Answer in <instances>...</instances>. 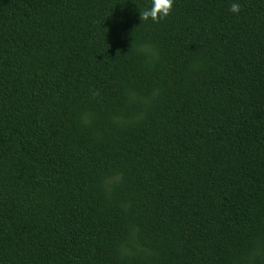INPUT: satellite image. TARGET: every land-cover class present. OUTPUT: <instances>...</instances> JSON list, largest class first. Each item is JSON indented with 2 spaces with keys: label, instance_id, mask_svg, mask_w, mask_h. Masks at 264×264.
Listing matches in <instances>:
<instances>
[{
  "label": "trees",
  "instance_id": "1",
  "mask_svg": "<svg viewBox=\"0 0 264 264\" xmlns=\"http://www.w3.org/2000/svg\"><path fill=\"white\" fill-rule=\"evenodd\" d=\"M151 2L0 0V264H264V0Z\"/></svg>",
  "mask_w": 264,
  "mask_h": 264
},
{
  "label": "clouds",
  "instance_id": "2",
  "mask_svg": "<svg viewBox=\"0 0 264 264\" xmlns=\"http://www.w3.org/2000/svg\"><path fill=\"white\" fill-rule=\"evenodd\" d=\"M174 0H152L151 7L140 12V20L160 23L167 18L173 11ZM229 11L234 14H239L241 6L239 3L233 2L229 6Z\"/></svg>",
  "mask_w": 264,
  "mask_h": 264
}]
</instances>
